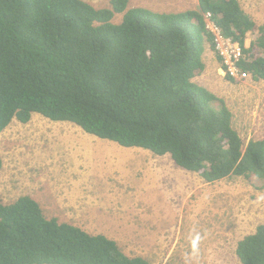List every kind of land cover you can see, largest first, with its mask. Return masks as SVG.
Returning <instances> with one entry per match:
<instances>
[{
	"label": "trees",
	"instance_id": "trees-1",
	"mask_svg": "<svg viewBox=\"0 0 264 264\" xmlns=\"http://www.w3.org/2000/svg\"><path fill=\"white\" fill-rule=\"evenodd\" d=\"M208 12L241 46L239 68L264 81V25L237 0H198L197 9L176 13L129 9L128 0L102 9L83 0H0V134L37 114L121 147L168 155L205 183L264 179V139L245 144L225 102L194 81L205 47L213 50ZM248 34L256 37L246 46ZM235 255L241 264H264V222L237 243ZM0 264L150 263L105 235L47 219L22 196L0 201Z\"/></svg>",
	"mask_w": 264,
	"mask_h": 264
},
{
	"label": "rangeland",
	"instance_id": "rangeland-1",
	"mask_svg": "<svg viewBox=\"0 0 264 264\" xmlns=\"http://www.w3.org/2000/svg\"><path fill=\"white\" fill-rule=\"evenodd\" d=\"M96 9L111 0H83ZM264 25V0H237ZM128 8L176 13L198 0H128ZM122 14L112 20L120 23ZM256 34H248L249 46ZM204 70L194 81L223 100L232 126L247 144L264 139V81L230 80L207 45ZM0 201L29 196L47 219L117 242L128 256L150 264H241L237 243L264 222V179L205 183L168 155L88 135L74 124L34 114L0 134Z\"/></svg>",
	"mask_w": 264,
	"mask_h": 264
},
{
	"label": "built area",
	"instance_id": "built-area-1",
	"mask_svg": "<svg viewBox=\"0 0 264 264\" xmlns=\"http://www.w3.org/2000/svg\"><path fill=\"white\" fill-rule=\"evenodd\" d=\"M206 30L213 38V51L218 59L222 75L230 80H245L248 73L239 68L240 60L243 59V51L238 42L225 37L221 29L212 20L211 13L204 15Z\"/></svg>",
	"mask_w": 264,
	"mask_h": 264
}]
</instances>
